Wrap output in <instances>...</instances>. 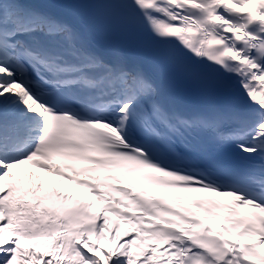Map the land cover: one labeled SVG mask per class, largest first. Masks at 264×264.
<instances>
[{"label": "snow or ice", "instance_id": "1", "mask_svg": "<svg viewBox=\"0 0 264 264\" xmlns=\"http://www.w3.org/2000/svg\"><path fill=\"white\" fill-rule=\"evenodd\" d=\"M0 264H264V0H0Z\"/></svg>", "mask_w": 264, "mask_h": 264}, {"label": "bare ground", "instance_id": "2", "mask_svg": "<svg viewBox=\"0 0 264 264\" xmlns=\"http://www.w3.org/2000/svg\"><path fill=\"white\" fill-rule=\"evenodd\" d=\"M93 242H95V237H93ZM101 247L110 248L111 246L108 245L106 242L101 241ZM39 251V249H37Z\"/></svg>", "mask_w": 264, "mask_h": 264}, {"label": "rangeland", "instance_id": "3", "mask_svg": "<svg viewBox=\"0 0 264 264\" xmlns=\"http://www.w3.org/2000/svg\"><path fill=\"white\" fill-rule=\"evenodd\" d=\"M105 235H109L108 233H105Z\"/></svg>", "mask_w": 264, "mask_h": 264}]
</instances>
